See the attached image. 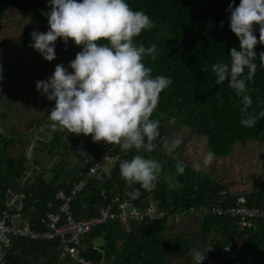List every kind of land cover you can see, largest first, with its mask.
Wrapping results in <instances>:
<instances>
[{
	"label": "trees",
	"instance_id": "1",
	"mask_svg": "<svg viewBox=\"0 0 264 264\" xmlns=\"http://www.w3.org/2000/svg\"><path fill=\"white\" fill-rule=\"evenodd\" d=\"M0 7L43 21L46 32L55 29L66 62L97 65L90 86L115 106L120 120L103 140L64 131L48 142L40 140L43 149H56L54 174L46 178L44 170L25 182V147L32 144L15 125L9 134L0 127V217L5 210L21 213L42 228L41 217L57 209L56 192L87 178L71 201L75 218L96 216L115 197L117 207L125 201L134 206L152 201L168 211L161 220H130L128 228L118 219L94 227L83 239V255L93 264H169V257L185 258L190 239L181 233L163 239L162 233L171 221L188 217L201 219L204 264L215 262L230 243L221 264H264V219L240 229L231 216L186 213L235 205L242 194L249 206L261 205L264 187L233 194L194 165L152 147V136L165 121L177 120L206 137L215 155L230 153L239 142L258 141L263 149L264 0H0ZM119 50L127 56L116 75L106 56ZM103 147L111 148V169L87 176L86 160ZM73 152L79 170L70 168ZM16 196H22L23 209L15 208ZM98 238L103 239L99 246ZM8 245L4 264L62 261L59 239L11 236L2 246L4 255Z\"/></svg>",
	"mask_w": 264,
	"mask_h": 264
},
{
	"label": "rangeland",
	"instance_id": "2",
	"mask_svg": "<svg viewBox=\"0 0 264 264\" xmlns=\"http://www.w3.org/2000/svg\"><path fill=\"white\" fill-rule=\"evenodd\" d=\"M43 26V21L34 22L29 14L19 13L16 8L0 7V127L2 133L9 134L10 125L17 124L20 134L32 144L24 151L29 170L23 182L44 170L46 178L52 176L59 159L56 149L34 146L36 139L48 142L56 132L64 131L76 132L80 138L103 140L120 123L115 106L95 92L88 81L98 66L66 62L65 49L57 42L58 32L55 29L46 32ZM49 39H53L51 45ZM81 79L84 81L80 82ZM152 138L153 148L176 159L192 165L203 160L204 167L209 166L208 173L221 176L212 177L223 181L233 194L264 187V158L258 159V141L236 143L230 153L218 156L208 147L206 137L196 135L177 120L165 121ZM68 161L70 168L80 169L74 152L68 155ZM199 229L191 232L182 231L185 228L179 226L168 228L162 238L182 233L193 248L196 238L202 240ZM102 242V238L96 240L97 244ZM175 259L178 258L169 257V263ZM183 260L194 264L189 255ZM60 264L78 263L66 259Z\"/></svg>",
	"mask_w": 264,
	"mask_h": 264
},
{
	"label": "built area",
	"instance_id": "3",
	"mask_svg": "<svg viewBox=\"0 0 264 264\" xmlns=\"http://www.w3.org/2000/svg\"><path fill=\"white\" fill-rule=\"evenodd\" d=\"M114 161L111 148L103 147L98 156L91 154L90 158L86 160L89 165L87 176L96 174L102 169H111ZM87 183L88 179L83 178L74 182L69 190H58L55 196L57 209L41 217L40 224L42 228L34 227L32 222L27 219L24 220L20 213L12 214L9 210L3 211L2 217H0V258L4 256L3 244L7 245L9 238L14 236L32 240L59 239L61 243L60 259H69L78 264H93L83 255V239L94 227L100 226L109 220L118 219L128 228L130 220H161L167 216L168 211L160 209L152 201L141 206H134L125 201L119 203V207H117L115 204L119 202V197H115L111 204L101 206L99 214L96 216L75 218L71 209V201ZM247 203V197L242 194L238 197L235 205L223 207L215 204L199 207V209H191L186 213H188V216L197 213H201L203 216L209 214L231 216L237 218L239 228L244 229L251 226L253 219H264V203L257 206H249ZM232 245L233 243H230L226 246L212 264H221L222 258L230 251Z\"/></svg>",
	"mask_w": 264,
	"mask_h": 264
},
{
	"label": "crops",
	"instance_id": "4",
	"mask_svg": "<svg viewBox=\"0 0 264 264\" xmlns=\"http://www.w3.org/2000/svg\"><path fill=\"white\" fill-rule=\"evenodd\" d=\"M17 128V124H14ZM11 126V125H10ZM10 128V127H9ZM18 131L21 133V130L18 128ZM27 138V137H26ZM28 139V138H27ZM38 140L37 142H34V146L36 144L39 143V139H36ZM35 140V141H36ZM43 141V140H41ZM45 142V141H44ZM185 147V146H184ZM180 149V148H179ZM261 149L259 148L257 150V153H259V156H258V159H262L260 158L261 156L264 158V151L263 152H259ZM256 153V155H257ZM189 155V154H188ZM190 156V155H189ZM192 162V161H191ZM194 164V163H193ZM203 160H201L200 163H195L194 166L199 169L200 171L204 172V173H207L209 174L210 176H215L216 178L217 177H221L219 175H211L210 173H208V169H209V166L208 167H204L203 165ZM261 167V165H259ZM264 180V179H263ZM223 183V181H220ZM262 183H264V181H262ZM14 205H15V208H18V210L20 209H23L24 205L21 203V199L19 196H16V200H14ZM21 215V213H20ZM200 220V221H199ZM200 225H201V219L199 217H188V218H185L183 219L181 222H171L168 226L169 230H172L173 228H177L178 226L179 227H183L185 228V230H182V231H191V232H197V229L200 228ZM167 228V229H168ZM182 234V233H181ZM214 239V236L212 238H209L208 240H210V242ZM102 244V243H101ZM96 245H100V244H97ZM206 245H204L202 243V240H200L199 238H196L195 239V243H194V246L193 248L191 249L190 253L188 254L189 257H191V262H193L194 264H204V256L203 254L205 253L206 251ZM208 252V251H207ZM187 255V256H188ZM184 258H181V259H175L173 260V263H169V264H186L185 260H183ZM239 261V264H242V262L240 260H236L235 262ZM235 264V263H234Z\"/></svg>",
	"mask_w": 264,
	"mask_h": 264
},
{
	"label": "water",
	"instance_id": "5",
	"mask_svg": "<svg viewBox=\"0 0 264 264\" xmlns=\"http://www.w3.org/2000/svg\"><path fill=\"white\" fill-rule=\"evenodd\" d=\"M127 52L119 50L117 53L106 56V62L114 74L121 73V68L124 64ZM10 246H7L6 254L0 258V264H4L6 256L8 255Z\"/></svg>",
	"mask_w": 264,
	"mask_h": 264
}]
</instances>
